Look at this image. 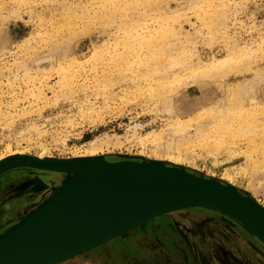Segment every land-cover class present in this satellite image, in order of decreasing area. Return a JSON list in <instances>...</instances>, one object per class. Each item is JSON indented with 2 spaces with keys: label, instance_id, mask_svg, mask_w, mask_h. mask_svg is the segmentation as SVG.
Wrapping results in <instances>:
<instances>
[{
  "label": "rangeland",
  "instance_id": "obj_1",
  "mask_svg": "<svg viewBox=\"0 0 264 264\" xmlns=\"http://www.w3.org/2000/svg\"><path fill=\"white\" fill-rule=\"evenodd\" d=\"M263 134L264 0H0V158L170 159L249 188L264 207ZM37 173L52 185L31 200L2 181L0 237L65 174L0 176ZM166 228L173 252L162 247ZM146 234V244H133ZM118 250L126 264H153L159 252L154 264H264L256 237L200 207L54 264H115Z\"/></svg>",
  "mask_w": 264,
  "mask_h": 264
},
{
  "label": "water",
  "instance_id": "obj_2",
  "mask_svg": "<svg viewBox=\"0 0 264 264\" xmlns=\"http://www.w3.org/2000/svg\"><path fill=\"white\" fill-rule=\"evenodd\" d=\"M77 164L23 156L0 164V175L17 168L65 174V179L34 210L0 237V264H54L100 247L174 211L200 207L222 213L264 245V207L225 182L161 161L125 157L99 170L75 172ZM74 169V170H73ZM5 172V171H4ZM41 180L37 179V187ZM94 186L108 194L74 212L49 214L70 185Z\"/></svg>",
  "mask_w": 264,
  "mask_h": 264
},
{
  "label": "bare ground",
  "instance_id": "obj_3",
  "mask_svg": "<svg viewBox=\"0 0 264 264\" xmlns=\"http://www.w3.org/2000/svg\"><path fill=\"white\" fill-rule=\"evenodd\" d=\"M232 96L233 95H231V97ZM237 98H238V96H237ZM237 98H234V99H237ZM180 129H182V127H180ZM249 130L250 129H248V131ZM182 131H183V129H182ZM243 131H246V130H242V133H244ZM239 134H241V133H239ZM243 135L244 136L245 135L246 136H251V135H249L248 132H245ZM263 136H264V134H263ZM246 154H247V152H246ZM23 156H26V155H24L23 153H19V154H12V155H9V156L4 157V158L1 157L0 158V164L5 163V162L10 161V160L15 159V158H22ZM168 158H170V157H168ZM40 159L44 160L43 156ZM71 161H72L73 164H77L78 165V168L76 167L75 170L74 169L73 170L75 172L79 173V174H80V172L83 173V172H91V171H94V170L96 171V170H99L101 168L106 167L109 164V161H107V159L104 156H100L99 157V156H96V155H87V156H81L80 155V156L75 157V159H71ZM166 161L169 162V163H173V161L170 160V159H168ZM254 167H256V166H254ZM257 167L259 168L260 165H257ZM4 171H1V172H3L2 174L6 173V170H4ZM64 179H65V177H64ZM225 183L229 187L236 188L229 181L225 182ZM87 186L86 185H84V186H77V185L74 186V185L70 184L65 190L66 198L63 199L56 207H54V209L49 214L48 218L50 220H52L54 218H59L61 216H65L67 214H70V213L74 212L75 210L81 208L82 206L88 204L89 202L98 201V200L102 199L104 196H106L108 194V192H106L103 189L95 188L94 186H91V187H87ZM236 189L238 191H242V190H240L238 188H236ZM246 191L249 193L250 192L249 188H246ZM249 197L252 200H254L255 202H257V200L254 198V196L251 193H249Z\"/></svg>",
  "mask_w": 264,
  "mask_h": 264
},
{
  "label": "flooded vegetation",
  "instance_id": "obj_4",
  "mask_svg": "<svg viewBox=\"0 0 264 264\" xmlns=\"http://www.w3.org/2000/svg\"><path fill=\"white\" fill-rule=\"evenodd\" d=\"M51 177L52 176H50L49 174H42V173H37V174H31V175H29V176H27V177H25V180H28V181H30V180H33V181H35L36 179H42L45 183H43L42 184V187L40 188V189H36V188H34V185H27V183H24L25 182V180L23 179H21V181H23V182H21L20 180H18V182H17V179L16 178H14V177H12V179L11 180H13V183L11 182V184L7 187H4L5 189L7 188V189H13V190H16V191H25V193L23 194V196L25 197V195H27V197H29V200H31L30 199V197L32 198V197H36L37 195H39L40 194V192H41V190L43 189V193H47L48 192V187L49 186H51L52 185V183H50L51 181ZM16 179V180H15ZM29 186V187H28ZM42 193V192H41ZM2 200V199H1ZM26 203V202H25ZM28 206H30V205H32V203H31V201H30V203H28L27 204ZM27 206V207H28ZM171 231L168 229V228H166L165 230H164V233H165V240L167 241V243L166 244H163L164 246H162L163 247V249H167V247L168 246H170L171 247V249H172V252H173V246L175 245V243H174V239H172V237H171V233H170ZM150 236L149 235H144V236H141L140 238H138V239H135L134 241H133V244L134 245H137V244H140V243H142L143 241V243H145L146 244V242H148L149 240H148V238H149ZM147 239V240H146ZM133 240V239H132ZM149 245L150 244H148V247H149ZM177 253V252H176ZM121 255H122V251L121 250H118V251H115V252H113V255H112V259H113V261H114V263L115 264H126V262H124V260H123V257H121ZM162 256L160 255V252L159 253H155V254H153V256H151V259H152V263L154 264V263H160L161 261H160V258H161ZM178 257V259H180V257L179 256H177ZM91 260H96V261H98L99 259L96 257V258H90ZM98 259V260H97ZM177 259V260H178ZM182 259V258H181ZM183 260V259H182ZM180 263H181V261H179ZM128 264V263H127ZM129 264H132V263H130L129 262Z\"/></svg>",
  "mask_w": 264,
  "mask_h": 264
},
{
  "label": "crops",
  "instance_id": "obj_5",
  "mask_svg": "<svg viewBox=\"0 0 264 264\" xmlns=\"http://www.w3.org/2000/svg\"><path fill=\"white\" fill-rule=\"evenodd\" d=\"M3 175V174H2ZM12 178L11 177H8V178H5V180H3L2 178H1V180H0V191L2 190V181H4L5 183H6V185L4 186V187H8L10 184H11V182L13 183V180H11ZM39 180H41L42 181V183L40 182L39 183V185L38 186H40V185H42L43 183H45L42 179H39ZM37 180H35V181H33V180H30V181H28V180H25V182L24 183H27V185H29L28 183H30V185H34L35 184V182H36ZM97 248H99V247H97ZM96 249V248H95ZM94 250V249H93ZM92 251V250H91Z\"/></svg>",
  "mask_w": 264,
  "mask_h": 264
}]
</instances>
